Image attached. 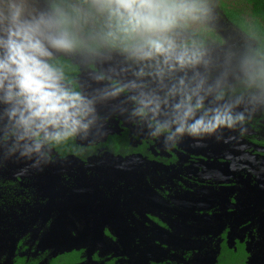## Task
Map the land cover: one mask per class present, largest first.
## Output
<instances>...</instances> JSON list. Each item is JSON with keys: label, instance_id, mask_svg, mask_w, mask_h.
<instances>
[{"label": "flooded vegetation", "instance_id": "flooded-vegetation-1", "mask_svg": "<svg viewBox=\"0 0 264 264\" xmlns=\"http://www.w3.org/2000/svg\"><path fill=\"white\" fill-rule=\"evenodd\" d=\"M195 2L197 19L166 31L177 40L151 38L173 56L202 54L183 68L145 56L147 38L122 32L106 11L86 45L77 29L91 2H73L77 42L50 63L92 102L96 122L39 166L0 147V264H264V33L250 26L248 0ZM83 51L103 61H82ZM182 91L199 92L197 119L226 111L233 126L168 145L153 137L149 124L173 119ZM141 100L154 101L146 118L135 114Z\"/></svg>", "mask_w": 264, "mask_h": 264}, {"label": "clouds", "instance_id": "clouds-1", "mask_svg": "<svg viewBox=\"0 0 264 264\" xmlns=\"http://www.w3.org/2000/svg\"><path fill=\"white\" fill-rule=\"evenodd\" d=\"M96 6L116 18L126 34L166 32L180 19H197L203 10L195 0H97ZM53 27L44 20H27L24 0H0V147L7 146L8 155L34 160V166L48 162L54 147L86 136L96 122L92 102L68 88L62 70L50 63L49 47L71 51L76 44L66 29L53 34L49 31ZM145 44L151 49L145 56L163 55L175 59L181 68L199 63L202 55L185 51L173 56L170 47L154 39H146ZM180 83L184 85L183 80ZM181 94L184 98L175 106L173 119L165 123L153 119L149 124L155 127L153 137L163 136L168 145L174 137H200L214 134L221 126H233V117L226 111L210 118L206 112L197 119L203 100L195 105L192 100L199 92ZM140 103L144 106L135 114L146 118L154 101ZM158 110L159 104L152 112L158 114Z\"/></svg>", "mask_w": 264, "mask_h": 264}, {"label": "rangeland", "instance_id": "rangeland-1", "mask_svg": "<svg viewBox=\"0 0 264 264\" xmlns=\"http://www.w3.org/2000/svg\"><path fill=\"white\" fill-rule=\"evenodd\" d=\"M50 1L51 0H24V7H25V18L32 22H38L41 20H44L46 22L51 23L54 25L52 29H49L50 32L53 34H59V24H57L58 18L56 15V12L52 11L50 7ZM91 2V9L92 12L87 9V6H81V10L84 14V21L83 24L78 26L77 32L82 40L86 42V45H89L93 41L99 40V29L97 27V21H100L101 23H105L104 21V11H101L96 5L97 0H88ZM89 11L90 14L87 12ZM96 17L97 19H94ZM142 39H151L154 37H160V38H167L166 41L173 42L172 40H177V37H173V39H170V35L168 32H160V33H142L139 34ZM173 47V46H172ZM175 48V47H173ZM54 49V48H52ZM54 51H57L54 49ZM73 52H69V55H72ZM82 56V61H91V58H94V61H103V54L100 53H94L90 54L89 52L83 51L80 53ZM95 68H97L96 72H100L102 70V67L97 65L95 63Z\"/></svg>", "mask_w": 264, "mask_h": 264}, {"label": "trees", "instance_id": "trees-1", "mask_svg": "<svg viewBox=\"0 0 264 264\" xmlns=\"http://www.w3.org/2000/svg\"><path fill=\"white\" fill-rule=\"evenodd\" d=\"M74 1H82V0H51L50 7L54 11L58 9L59 12V20L63 21V23L59 24V31L62 29H66L75 39L76 35L73 32L74 25L76 20L81 21V17H79V13L74 9L73 2ZM252 4V11L256 17V20L253 22L254 26L250 24L251 27L254 28V33L256 36H261L263 32V24L262 21L264 20V0H248ZM62 6L64 11L61 12V9L58 8ZM231 18L241 27L247 28L249 24H246L239 15L230 14ZM262 20V21H260ZM261 22V23H260ZM257 31V32H256ZM264 40V38H263ZM77 42V41H76Z\"/></svg>", "mask_w": 264, "mask_h": 264}, {"label": "water", "instance_id": "water-1", "mask_svg": "<svg viewBox=\"0 0 264 264\" xmlns=\"http://www.w3.org/2000/svg\"><path fill=\"white\" fill-rule=\"evenodd\" d=\"M49 51L52 52V53L55 52L54 49H52L51 47H49ZM56 56H58V55H56Z\"/></svg>", "mask_w": 264, "mask_h": 264}]
</instances>
